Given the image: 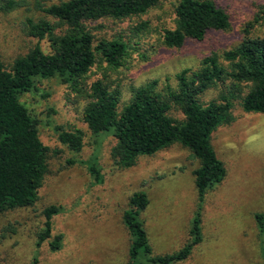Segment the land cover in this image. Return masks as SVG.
<instances>
[{"label":"rangeland","instance_id":"374dc122","mask_svg":"<svg viewBox=\"0 0 264 264\" xmlns=\"http://www.w3.org/2000/svg\"><path fill=\"white\" fill-rule=\"evenodd\" d=\"M61 1L66 0H41L48 5ZM217 4L227 14L229 27L179 50L161 43L163 29L174 26L173 1L144 15L87 22L94 40L121 38L130 45L123 67L110 70L105 63L93 67L88 82L104 76L112 88L118 87L121 108L132 88L154 79L161 88L166 77L173 84V76L182 69L195 70L202 58L212 53L220 56L238 45L245 30L253 37H264L261 24L247 26L264 7V0H217ZM31 10L0 14V62L7 68L37 42L27 34L24 19L42 14ZM142 22L147 23L145 31L135 30ZM41 48L49 52L45 41ZM220 62L228 66L222 58ZM236 88L231 109L234 120L216 128L210 137L226 176L205 194L201 242L177 264H264V234L254 219L256 213H264V113L244 112L241 97L247 89L241 84L232 88L229 81L207 90L200 100H219L221 92ZM20 101L37 120L39 138L49 148L47 171L32 207L0 214V264H33L34 259L35 264H128L131 238L122 214L137 191L146 192L149 201L140 218L152 255L173 253L186 243L197 202L192 171L198 167L188 149L173 144L138 157L129 168H118L110 157L115 139L91 134L82 119L85 100L72 94L67 84L57 78L37 79L36 90L23 94ZM170 113L183 118L178 110ZM57 128L82 131L78 153L58 140ZM93 161L102 175L100 184L93 183L87 170ZM52 205L62 211L51 219L50 237L37 246L45 220L42 211ZM57 235L62 236V246L52 252L49 243Z\"/></svg>","mask_w":264,"mask_h":264},{"label":"trees","instance_id":"16d2710c","mask_svg":"<svg viewBox=\"0 0 264 264\" xmlns=\"http://www.w3.org/2000/svg\"><path fill=\"white\" fill-rule=\"evenodd\" d=\"M165 1L174 4V26L162 31L161 43L165 48L179 50L188 42L202 41L208 33L229 27L228 16L217 0H66L49 5L41 0H0V14L19 8L42 14L37 19L31 16L24 19L27 34L37 41L35 45L17 57L9 68L0 62V214L32 207L38 199L49 148L42 144L38 122L20 97L36 90L37 79L57 78L67 84L72 94L85 100L82 119L91 134L111 135L115 139L110 157L116 167L129 168L138 157L151 156L173 144L188 149L198 161V167L192 171L197 195L195 213L189 238L179 250L152 255L140 218L149 202L147 194L137 191L130 196L128 208L122 214L131 238L128 264H177L188 258L201 242L205 194L226 176L210 137L216 128L234 120L231 109L237 88L223 91L219 100L207 103H202L200 97L212 87L229 81L232 88L241 84L247 89L241 97L244 112L264 113V37H253L245 30L238 45L220 56L212 53L202 58L195 70L182 69L173 76V84L166 77L161 88L157 79L132 88L130 99L119 108L118 87L112 88L104 76L89 82L88 79L93 67L103 63L110 70L123 67L130 45L121 38L94 40L86 24L99 19L123 20L144 15ZM253 23L264 27V7L247 26ZM146 26L142 22L135 30L145 31ZM42 41L48 44L49 52L41 48ZM172 110H178L183 118H174ZM57 130L58 140L71 152L81 150V130ZM87 170L94 184L102 182L95 161ZM61 211L60 206L54 205L42 211L45 220L37 246L50 237L51 219ZM254 219L264 234V213H256ZM61 242V235L54 237L49 243L50 250H60ZM262 256L264 259V250Z\"/></svg>","mask_w":264,"mask_h":264}]
</instances>
